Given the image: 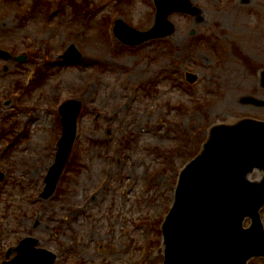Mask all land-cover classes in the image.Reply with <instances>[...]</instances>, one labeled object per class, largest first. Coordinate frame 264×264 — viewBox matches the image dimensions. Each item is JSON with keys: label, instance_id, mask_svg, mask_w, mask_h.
I'll return each instance as SVG.
<instances>
[{"label": "rangeland", "instance_id": "1", "mask_svg": "<svg viewBox=\"0 0 264 264\" xmlns=\"http://www.w3.org/2000/svg\"><path fill=\"white\" fill-rule=\"evenodd\" d=\"M190 3L193 13L168 15L170 33L128 46L115 18L147 31L152 0H0V48L26 54L0 58V264L27 237L54 264H162L160 223L209 128L264 120V106L241 101H264V0ZM71 45L82 56L68 63ZM70 99L81 102L77 136L45 197Z\"/></svg>", "mask_w": 264, "mask_h": 264}, {"label": "water", "instance_id": "2", "mask_svg": "<svg viewBox=\"0 0 264 264\" xmlns=\"http://www.w3.org/2000/svg\"><path fill=\"white\" fill-rule=\"evenodd\" d=\"M154 2L157 13L153 28L138 32L117 21L116 36L126 44H140L172 31L167 20L171 12L194 11L189 0ZM66 55L76 58L80 54L72 46ZM188 80L193 82L195 77L188 75ZM242 102L264 105L252 97ZM79 110L80 102L76 101L60 108L64 131L56 163L46 179L45 197L53 193L68 157ZM254 168L264 170V122L243 120L211 129L202 152L182 172L174 206L162 225L164 264H245L253 256L264 255V230L258 215L264 206V179L252 183L245 177ZM246 217L253 224L244 230ZM35 244L33 238L21 241L10 264H53L55 255L35 249Z\"/></svg>", "mask_w": 264, "mask_h": 264}, {"label": "bare ground", "instance_id": "3", "mask_svg": "<svg viewBox=\"0 0 264 264\" xmlns=\"http://www.w3.org/2000/svg\"><path fill=\"white\" fill-rule=\"evenodd\" d=\"M261 24H262V26H264L263 25V23L261 22ZM247 82H249V84H251L252 82H250L249 80H247ZM231 100H230V98H229V102H230ZM232 103V102H231ZM232 105H234V106H236V109H238V110H241L238 106H237V104L235 105V103H232ZM44 118L45 119H47L48 117L47 116H44ZM32 119V115H30V120ZM27 122H28V120H27ZM39 123V121L37 120V121H35L34 122V125L36 126L37 124ZM50 126H53L51 123L49 124ZM257 179V178H256ZM259 179V178H258Z\"/></svg>", "mask_w": 264, "mask_h": 264}]
</instances>
